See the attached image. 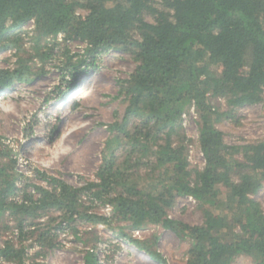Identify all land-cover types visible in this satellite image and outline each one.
<instances>
[{
    "label": "trees",
    "instance_id": "1",
    "mask_svg": "<svg viewBox=\"0 0 264 264\" xmlns=\"http://www.w3.org/2000/svg\"><path fill=\"white\" fill-rule=\"evenodd\" d=\"M31 21L32 33L23 28ZM60 35L86 44L61 53L65 74L111 49L132 56L133 71L118 80L125 116L107 140L122 155L105 152L97 180L77 187L42 169L34 177L20 172L18 152L0 132V261L45 264L69 230L83 242L84 264H99L97 245L87 247L78 229L84 221L110 226L157 262L167 263L157 238L147 244L133 230L173 231L189 242L185 264H233L242 255L264 264V206L254 197L264 186V141L229 144L217 125L264 101V0H0V51L18 56L13 67H0V93L32 82L34 59L45 68L60 56ZM219 97L226 110L214 103ZM193 108L202 168L190 164L181 123ZM190 196L201 224L169 215Z\"/></svg>",
    "mask_w": 264,
    "mask_h": 264
},
{
    "label": "rangeland",
    "instance_id": "2",
    "mask_svg": "<svg viewBox=\"0 0 264 264\" xmlns=\"http://www.w3.org/2000/svg\"><path fill=\"white\" fill-rule=\"evenodd\" d=\"M86 14L85 10L80 11ZM32 33L34 23L23 26ZM55 52L60 56L50 59L45 68L38 58L37 73L30 83H15L0 93V132L18 152V170L35 176L36 169L56 175L74 186H83L87 181H96V173L107 151H115L120 157L118 143L107 146L113 136L110 128L122 122L126 104L119 96V82L133 71L132 56L111 49L101 53L94 63L81 71L63 73L60 65L65 57L61 54L68 48L71 53L83 52L86 44L66 42L59 36ZM33 41L26 39L25 46L31 52ZM49 45H53L52 43ZM45 50L47 48H44ZM70 53V54H71ZM18 56L15 50L0 51V67H13ZM75 74V76H74ZM68 91L64 93V87ZM214 103L226 110L223 97L214 98ZM236 118H224L219 122L229 144H244L264 141V101L237 108ZM182 128L189 140L188 157L192 167L202 168L205 158L199 146V123L195 110L183 115ZM35 179V178H34ZM47 185L45 181L34 180ZM264 206V186L254 196ZM98 212L109 214V207H97ZM170 217L190 224L203 222L198 202L181 197L169 211ZM87 247L97 245L99 264H185L189 242L181 240L173 231L162 226L149 225L131 232L147 244L156 240V249L167 263L157 262L135 244L118 237L110 226L93 225L79 221ZM62 245L50 251L45 264H84V245L77 241L69 230L60 232ZM0 264H13L0 261ZM233 264H256L248 256L238 257Z\"/></svg>",
    "mask_w": 264,
    "mask_h": 264
},
{
    "label": "built area",
    "instance_id": "3",
    "mask_svg": "<svg viewBox=\"0 0 264 264\" xmlns=\"http://www.w3.org/2000/svg\"><path fill=\"white\" fill-rule=\"evenodd\" d=\"M192 110H195L194 108ZM190 199H194L192 196L189 197ZM195 200V199H194Z\"/></svg>",
    "mask_w": 264,
    "mask_h": 264
}]
</instances>
